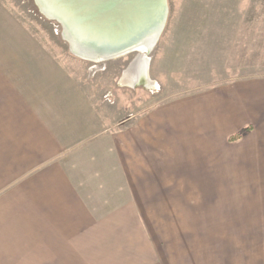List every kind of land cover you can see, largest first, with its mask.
Masks as SVG:
<instances>
[{"label": "crops", "instance_id": "crops-1", "mask_svg": "<svg viewBox=\"0 0 264 264\" xmlns=\"http://www.w3.org/2000/svg\"><path fill=\"white\" fill-rule=\"evenodd\" d=\"M0 10V264H187L148 242L264 212V77L123 102L117 116L104 70L52 56Z\"/></svg>", "mask_w": 264, "mask_h": 264}, {"label": "rangeland", "instance_id": "rangeland-1", "mask_svg": "<svg viewBox=\"0 0 264 264\" xmlns=\"http://www.w3.org/2000/svg\"><path fill=\"white\" fill-rule=\"evenodd\" d=\"M1 5L0 9L14 15L13 21L18 16L16 18L20 21L33 25L36 33L34 39L41 43L50 42L52 56L73 58L62 38L60 24L48 21L41 15L33 0H1ZM167 5L168 17L164 31L146 56L148 78L150 85L154 86L143 82L136 87L120 84L122 74L138 53L93 64L100 71L104 70L107 77L104 85L102 80L99 81L102 89L106 87L107 81L108 86L113 83L112 91L103 94L102 101L110 105L104 99L109 93L112 96L111 106H115L118 111L117 116L122 115L123 102L130 101L133 105L141 98L145 99L142 101L145 104L139 101L144 104L143 107H149L156 100L227 80L264 77V0H167ZM0 15V25L4 23L5 28H8L10 23L3 18L1 10ZM91 66L92 63H84L83 69ZM74 69L78 70L76 66ZM156 87L159 90L154 93L153 88ZM233 195L230 194L231 197ZM247 205L251 203H244L240 209L250 208ZM260 217H264L262 210L256 215L244 211L241 215L228 216L229 222L236 223H228L220 235L217 226H209L210 240H206L208 235L196 233L199 226H195V240L148 243L165 256L166 251L167 254L189 252L192 257L184 259H191L192 263L188 261L187 264H264V224L257 223L264 221V218ZM181 227L160 226L162 233ZM172 254L163 258L174 261L180 257Z\"/></svg>", "mask_w": 264, "mask_h": 264}, {"label": "water", "instance_id": "water-1", "mask_svg": "<svg viewBox=\"0 0 264 264\" xmlns=\"http://www.w3.org/2000/svg\"><path fill=\"white\" fill-rule=\"evenodd\" d=\"M33 2L48 21L60 24L62 38L72 55L83 60L108 61L138 53L121 78L127 72L148 80V66L146 70H140V67L137 68L140 65L138 61L153 50L164 31L168 17L167 0ZM121 14L127 16L122 17ZM71 27L77 31L76 34L69 31L68 28L71 30ZM136 86L139 85L136 83L134 87Z\"/></svg>", "mask_w": 264, "mask_h": 264}, {"label": "bare ground", "instance_id": "bare-ground-1", "mask_svg": "<svg viewBox=\"0 0 264 264\" xmlns=\"http://www.w3.org/2000/svg\"><path fill=\"white\" fill-rule=\"evenodd\" d=\"M122 15V17H124V16H127V14H125L124 16H123V14H121ZM121 18V17H120ZM69 29V31H71L73 34H76L77 33V31L76 30H74V29H72V27H71V30H70V28H68ZM69 33V32H68ZM68 35H70V33L68 34ZM79 35V34H78ZM82 38H85L86 39V37H83L82 36ZM92 40H95V38L94 37H92ZM139 58H141V57H139ZM113 59V58H112ZM115 59H118V58H114L113 60H115ZM88 61H93L94 63H101V62H103L101 59L99 60V59H94V60H88ZM106 61V60H105ZM148 62V60H147V57L145 56V57H143V58H141L139 61H138V63L140 64L139 66H138V68L140 67V70H146V67L148 66L147 63ZM145 68V69H144ZM122 81L120 82V84L121 85H130V87H133L136 83L137 84H140L141 82H143L144 84H146V85H149V86H151L150 85V81H149V78H148V80H144L143 78H138L137 77V74H131V73H127V72H125V74H124V76L122 77V79H121ZM145 85V86H146ZM155 84H153L152 86H154ZM151 86V87H152Z\"/></svg>", "mask_w": 264, "mask_h": 264}, {"label": "built area", "instance_id": "built-area-1", "mask_svg": "<svg viewBox=\"0 0 264 264\" xmlns=\"http://www.w3.org/2000/svg\"><path fill=\"white\" fill-rule=\"evenodd\" d=\"M99 71V68H97L95 65H92L90 68H89V74L90 76H93L94 74H96V72ZM154 90V93H157V91L159 90V87H156V88H153ZM104 99L105 101H107L110 105H112L113 103L110 101L112 99V96L107 93L105 96H104Z\"/></svg>", "mask_w": 264, "mask_h": 264}, {"label": "trees", "instance_id": "trees-1", "mask_svg": "<svg viewBox=\"0 0 264 264\" xmlns=\"http://www.w3.org/2000/svg\"><path fill=\"white\" fill-rule=\"evenodd\" d=\"M234 139H236V138H231L230 140H234Z\"/></svg>", "mask_w": 264, "mask_h": 264}]
</instances>
